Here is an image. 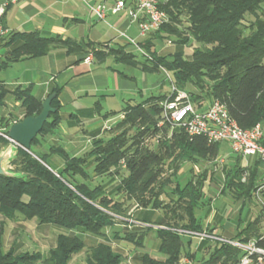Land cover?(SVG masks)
Listing matches in <instances>:
<instances>
[{
	"label": "trees",
	"instance_id": "obj_1",
	"mask_svg": "<svg viewBox=\"0 0 264 264\" xmlns=\"http://www.w3.org/2000/svg\"><path fill=\"white\" fill-rule=\"evenodd\" d=\"M160 8L167 21L138 43L149 59L139 61L123 48L89 43L87 48L59 36L14 32L8 35L7 43L18 44L7 55V62L42 57L62 48L67 53L84 51L83 59L90 53L96 60L111 57L118 64L139 67L143 73L172 72V85L187 91L192 103L200 106L220 102L241 129L261 124L264 146V0H164ZM172 37L178 46L191 47L188 55L176 52L162 56L151 52L154 41ZM4 67L6 61L1 68ZM58 93L57 88L51 91L54 95L51 107L56 112L50 114L32 140L29 152L18 148L10 164L11 170L22 176H0V235L5 223L19 215L24 220L35 219L39 225L50 224L64 231L57 236L55 246L46 257L39 253H16L11 246L6 252L0 250V264H69L85 249L86 264H121V255L113 251L110 243L124 240L141 245L150 232L119 230L111 236L105 232L116 226L115 216L125 217L127 204H136V209L163 212L166 228H179L176 226L181 224L186 231L211 233L196 218L194 210L203 199V186L211 181L212 173L209 176L206 171L193 174L183 186L175 181L169 190L166 188L169 180L159 182L164 165H168L174 175L184 164H206L217 158L220 144L210 143L200 136L191 138L183 128L173 130L168 124L158 126L160 104L168 98L169 92L151 95L139 103L129 102L119 112L105 114V120L117 114L122 119L108 129L106 138L92 140L90 150L80 157L67 153L61 145H51L41 153L36 151L42 146L43 138L51 136L60 122ZM6 95L7 91L0 87V106ZM12 95L21 103L22 119L41 112L42 102L32 95L30 88H18ZM16 122L2 117L0 130L7 133ZM152 139H157L156 150L148 147ZM7 144L0 137V149ZM50 158H57L62 168L53 170L48 164ZM258 164L256 161L255 165ZM122 167L126 176L113 187L114 196L108 187L91 184L94 177L103 176H108L113 183L115 177H120ZM220 171L223 189L234 197L263 202L257 217L245 227L237 228L231 240L241 243L254 240L255 246L264 250V195L255 196L262 181L257 169L244 167L242 157L234 155ZM170 193L175 195V200ZM163 195L168 201L162 199ZM150 230L160 241L159 251L167 258L155 260L144 254L139 259L140 264H179L182 254L195 262L193 254L183 249V241L190 243V238L167 229ZM85 236L98 238L100 242L87 246ZM243 255L237 248L220 244L198 264H238Z\"/></svg>",
	"mask_w": 264,
	"mask_h": 264
},
{
	"label": "rangeland",
	"instance_id": "obj_2",
	"mask_svg": "<svg viewBox=\"0 0 264 264\" xmlns=\"http://www.w3.org/2000/svg\"><path fill=\"white\" fill-rule=\"evenodd\" d=\"M111 1L113 0H110L108 3H104L107 7H111ZM86 3L90 4L88 0H36L35 2V4L38 6L40 5V7L48 8L50 5V8L53 11H56L57 13L60 12L62 15L69 18V20H64L63 17H59L58 21V29L65 37H71L77 40L83 39L84 41L88 40L96 44L110 42L112 34L110 33L107 25L113 24L111 17L107 16L105 22H98L92 19L89 15L88 9L86 8ZM248 20L252 19L248 18ZM51 27L52 25L49 23L45 25L43 33L48 36L51 35L53 33L50 30ZM142 40L143 39L141 38L137 39L138 42H141ZM152 44L153 46L151 47V52L162 56H169L170 54H174L176 52L186 56L191 50L190 46H178L173 37L165 41L157 40ZM126 49L134 51L137 53L138 57H142L143 53L146 54L144 49L136 48L134 45L129 44ZM96 64L101 65L105 69H114L117 72L128 76L132 85L136 86V89L142 92L143 99L151 95H159L170 92L172 85L171 82L173 83L172 72H168L171 79L170 81L169 77L166 76L164 72V74H145L137 68L118 64L109 58ZM12 75H14V72L12 73L10 70L3 71L0 69V79L2 76L13 77ZM126 95L127 94L123 97L125 101L132 99L130 103H137L141 100V97L134 92H130L129 95ZM122 106L121 98L116 96L103 104L104 110L101 113L103 114L110 110L118 112ZM21 113L22 108L19 105H15L13 99L9 95H6L3 106H0V118L7 115L8 117H4L5 119L14 120L9 115L17 116ZM81 117L82 120L85 121V125L90 123V118L86 114L83 113ZM117 121L118 114L110 120L107 128L114 126ZM176 129L177 128H173V130ZM156 140L157 139H152L148 142V147L151 150H156ZM33 151L35 152V149H33ZM231 156L233 155L230 152L229 145L226 142H221L219 144L218 159L216 158L206 164L197 166L184 164L177 174L174 175L172 169L168 165L163 166V176L159 182L165 183L166 180H169L170 183L166 187L168 190L172 189L171 187H173L175 181L180 186L185 185L193 174L200 175L202 172L206 171L209 176L212 173L211 181L205 183L203 188V199L194 210L196 218L200 220V222L204 225V228H209L211 231V233L207 232V234L211 235V237L208 236L199 240L196 236L179 233V231H186L182 229L181 224L176 226L179 228H170L169 230L174 233H177L178 231L181 236L190 238V243H188V240L183 241V249L185 253L193 254L195 262H192L184 254H182L180 260H182L183 264H198V262L202 261V259H206L215 247L220 246L221 239H234L237 228H243L248 225L260 212L261 203H263L262 200L260 203L253 198L250 202H248L243 198L234 197L227 189H223V176L220 170L228 163V158ZM221 158H225L223 163H220L219 161ZM245 161L248 163L249 168L257 169V173L261 180L263 176V165L259 163L256 166L255 164L257 159L252 157L245 158L244 162ZM48 164L56 171L55 165H53L50 161H48ZM89 173L93 176L92 169H90ZM124 176H126V173L124 167H122L120 170V177H115V179H113V183L108 176H103L101 178L94 177L91 184L95 185L99 183L108 187V189H110L111 196H114L115 189H113V187L117 185L120 178ZM170 196L173 200L176 199L175 195L172 193H170ZM119 199L121 198L119 197ZM162 199L168 201L164 195L162 196ZM126 207L128 208V211L126 215H124L125 217L115 216L114 221L116 226L106 229L105 232L109 234V236H111L113 232H117L119 230H130L132 233H143L148 230L150 232L147 237L142 240L141 245H136L135 243L124 240H112L113 242H111L110 245L115 251H117L116 253L121 255L123 259L121 264H140L139 259L144 254H148L155 260H165L167 258L166 255L159 251L160 241L157 237H155L154 231L150 230V228L166 229L165 226L167 221L164 213L149 208L136 209V204H127ZM18 218L23 220V223L18 221V219H15L14 221L11 220L4 237V243L9 245L10 241L15 239L13 246L20 244L25 251H33L38 246V251L42 249L41 251L46 253L48 248L51 247L52 242L56 243L57 236L64 231L63 229L50 224L39 225L40 227L38 231L36 228L37 222L34 221V219L27 222L20 215ZM33 239H39V243H41L40 246L35 243L32 244ZM85 241L87 246H89L94 242H100V239L85 236ZM31 244L36 248L31 247ZM86 250L87 249L76 255L72 264H85V258L87 256Z\"/></svg>",
	"mask_w": 264,
	"mask_h": 264
},
{
	"label": "crops",
	"instance_id": "obj_3",
	"mask_svg": "<svg viewBox=\"0 0 264 264\" xmlns=\"http://www.w3.org/2000/svg\"><path fill=\"white\" fill-rule=\"evenodd\" d=\"M109 1L110 0H88L91 5L86 3V8L88 9L90 17L96 20L89 10L90 7L102 2L108 3ZM117 1L119 0L111 1V7L114 6ZM122 1H124L126 5L133 2V0ZM35 2L36 0H18L16 3L9 4L5 14L1 18V24L6 31V34L0 37V69L3 71L10 70L12 73L14 72V75H12L13 77L2 76L0 79V87H3L7 91L8 95L13 99L14 104L19 105L20 107L21 103L12 95L18 88H30L32 95L41 102L51 94V91L54 88H57L59 91L57 100L60 105V122L51 136L43 138L42 146L36 149V151L41 153L51 145H61L67 153L75 157H80L90 150L92 140L106 138L108 135V129L113 127L111 126L110 128H107V125L113 117H109V119L105 120L104 115L111 114L114 111L110 110L103 114L101 113L104 110L103 104L105 102L118 96L122 100L123 108L127 103L132 101V99L125 101V94L129 95L130 92L136 93L141 97L139 102L143 101L147 97L143 99L142 92L137 90L136 86L132 85L128 76L117 72L114 69H105L101 65L96 64L108 58L114 61L111 57L97 60L93 59L90 64H85L82 60L84 51L67 53L65 49L56 48L42 57L28 58L18 62L8 63L6 59L7 55H9L11 50L18 44L17 42H13L12 44L7 43L8 35L14 32H38L43 37L59 36L62 40H72L76 43L84 45L87 48V43L93 45H108L109 48H123L125 52L134 54L137 57V60L143 61V56L138 57L137 53L126 49L129 44H127L126 40L119 34V32H122L127 38L133 39L138 45V29L135 24L128 23L126 12L121 11L117 15H107L110 16L113 21L112 25H107L110 33L112 34L111 43L105 42L96 44L88 40L84 41L83 39L77 40L75 38L65 37L58 29V21L59 17H63L64 20H69V18L62 15L60 12L57 13L56 11H53L50 8V5L48 8L40 7V5H36ZM48 23L52 25L50 30L53 32L49 36L43 33V28ZM5 61L6 67L1 68L3 67V62ZM137 69L140 70L139 67ZM163 72L169 77L168 72H165L164 70L159 71V73ZM83 113L90 118V123L88 125H85V121L82 120L81 116ZM9 116L13 118L14 121L18 122L23 117V109L21 114L17 116ZM4 117L8 116L4 115ZM121 119L122 116L118 115V121ZM233 156L229 158H232ZM222 159L224 160L225 158ZM244 159L245 158H242V165L249 168L248 163L246 161L244 162ZM48 161L55 165L56 171L62 168L61 162L57 158H50ZM207 182L208 181L205 183ZM15 219H18V221L23 223V220H20L18 217ZM25 221L30 222V220ZM34 221L36 220L34 219ZM10 223L11 221H7L5 223L3 233L0 235V250L2 252L8 251L15 243V239H12L9 245L4 243V237ZM39 227L40 226L37 222L36 228L38 231ZM33 243L38 244L39 246L41 244L39 243V239H33L32 244ZM32 244L31 247L36 248ZM54 246L55 243L52 242L48 251ZM13 247L16 253L34 252L41 254L42 257H46L48 252H42V249L38 251V246L33 251H25L20 244ZM113 251L115 250L113 249ZM74 258L69 264L73 263ZM179 264H183L182 260L179 261Z\"/></svg>",
	"mask_w": 264,
	"mask_h": 264
},
{
	"label": "built area",
	"instance_id": "obj_4",
	"mask_svg": "<svg viewBox=\"0 0 264 264\" xmlns=\"http://www.w3.org/2000/svg\"><path fill=\"white\" fill-rule=\"evenodd\" d=\"M18 0L0 1V37L6 34L1 18L9 4ZM164 0H133V3L126 5L124 1L115 2L114 6L107 7L104 2L89 8L91 14L98 21H105L108 14L117 15L121 11L126 12L129 24H135L138 29V37L144 39L148 34L157 31L166 21V15L161 10ZM127 44L139 48L137 43L127 38L119 32ZM140 49V48H139ZM149 59L147 54L142 55ZM93 60L92 54H88L83 62L90 64ZM161 121L158 126L168 124L171 129L183 128L189 137H204L210 143L226 142L233 155L242 158L253 157L263 165V178L255 191V196L264 195V146L261 144L263 128L261 124H256L250 129H241L229 116L226 107L218 101L203 103L198 106L190 101L187 92L178 90L171 85L168 98L161 104ZM0 137L11 143L7 133L0 130ZM220 163H223L221 158ZM170 230V228H166ZM178 232V231H177ZM179 233L189 234L198 237L199 240L211 237L207 233H195L190 231H179ZM220 240V239H219ZM221 244H226L241 250L244 255L238 264H264V250L255 246V241L241 243L237 240H220Z\"/></svg>",
	"mask_w": 264,
	"mask_h": 264
},
{
	"label": "water",
	"instance_id": "obj_5",
	"mask_svg": "<svg viewBox=\"0 0 264 264\" xmlns=\"http://www.w3.org/2000/svg\"><path fill=\"white\" fill-rule=\"evenodd\" d=\"M54 95H49L41 103V112L34 117H26L19 122L12 124L7 137L11 143L0 149V176L5 178H19L22 175L11 170V162L15 158L17 149L20 148L29 152L31 142L41 131L44 123L54 114L56 109L51 107V101Z\"/></svg>",
	"mask_w": 264,
	"mask_h": 264
}]
</instances>
